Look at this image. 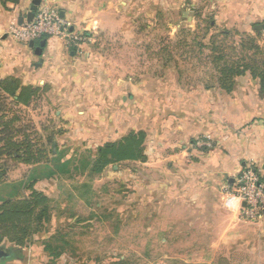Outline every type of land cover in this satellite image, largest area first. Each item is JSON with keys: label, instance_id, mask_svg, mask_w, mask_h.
<instances>
[{"label": "rangeland", "instance_id": "374dc122", "mask_svg": "<svg viewBox=\"0 0 264 264\" xmlns=\"http://www.w3.org/2000/svg\"><path fill=\"white\" fill-rule=\"evenodd\" d=\"M211 1L124 0L123 13L128 17L122 31H72L70 38L61 39L78 64L77 77L82 75L85 84L81 89L69 85L55 90L48 83L36 85L44 90L31 105L14 107L21 116L18 125L32 133L33 141L42 138L50 161L28 165L0 159V174L2 169L6 172L0 184V203L26 197L28 186L35 182L49 197L50 211L42 231L18 247L20 258L9 264H210L194 256L207 251L206 243L212 240L206 228L182 232L164 228L163 198L165 191L172 190L164 160L167 150H160L158 161H148L151 151L146 141V156L141 160L113 163L100 174L93 171V165L102 145L131 131H160L166 114L189 116L191 93L225 91L217 85L208 63L191 54H177L189 50L183 42L180 49H171L176 60L155 58L154 51L177 41L192 46L197 22L205 16L216 25L213 31L228 29L236 39L240 35L235 32L245 33L257 37L264 47L258 25L250 33L223 25L218 12L209 10ZM244 75L251 78L249 73ZM96 80L99 86H94ZM259 93L264 95L260 89ZM11 101L9 106H13ZM204 107L197 111L205 113ZM219 109L215 104L207 112ZM192 139L211 142L202 147L191 144L195 149L189 150L187 159L200 162L215 142L210 136ZM190 167L177 171L178 175L194 174L195 165ZM226 182L227 177L215 185ZM186 184L187 191L196 189L195 184ZM1 255L6 259V254Z\"/></svg>", "mask_w": 264, "mask_h": 264}, {"label": "crops", "instance_id": "0c3cea01", "mask_svg": "<svg viewBox=\"0 0 264 264\" xmlns=\"http://www.w3.org/2000/svg\"><path fill=\"white\" fill-rule=\"evenodd\" d=\"M36 1L37 9L44 5L57 9L69 22L71 32L91 33L122 31L128 17L123 13L124 0H0V78L12 77L25 86L48 83L53 90L69 85L81 89L85 81L82 75L77 77L78 64L60 38H46L42 54L37 55L34 48L13 37L11 29L28 20ZM209 10L218 12L223 25L241 32L250 33L263 25L264 0H212ZM246 76L236 78L231 93L216 89L191 93L189 116L166 114L163 128L148 131L146 139L151 151L148 161H158L160 150H167L164 160L168 161L167 182L172 190L165 191L163 198L164 228L180 232L206 228L212 240L206 243L207 251L194 256L204 257L201 259L210 264H264V215L254 222L244 219L242 203L225 192L245 165L252 163L264 171V95L259 93L258 83ZM97 82L94 86H99ZM66 98L63 95L62 99ZM215 104L220 109L208 113ZM197 107H204L205 113ZM199 135L210 136L215 146L204 160L192 163L187 155L195 149L192 138ZM193 165L194 174L178 175L177 171L192 170ZM226 177L228 182L217 185ZM186 183L195 184L196 189L188 192ZM155 206L153 216L158 212Z\"/></svg>", "mask_w": 264, "mask_h": 264}, {"label": "trees", "instance_id": "16d2710c", "mask_svg": "<svg viewBox=\"0 0 264 264\" xmlns=\"http://www.w3.org/2000/svg\"><path fill=\"white\" fill-rule=\"evenodd\" d=\"M215 28L217 29L212 18L205 16L197 22L192 46L186 41H177L172 47H161L152 55L166 61L176 60L173 59L171 49H180L183 42L182 45L189 47V50L182 54L178 51L177 54H191L208 63L221 89L231 92L236 78L249 73L264 94V47L259 44L258 38L235 32L240 35L236 39L230 30L213 31ZM42 90L43 87L22 85L18 79L12 77L0 78V159L9 158L28 165L50 161L47 145L38 137L37 132L35 135L38 138L35 142L32 133L18 125L21 116L14 108L20 105L30 106ZM9 99L13 106H9ZM51 136L47 137L48 143L52 142ZM146 139L145 131H131L118 141L102 145L98 150L93 171L100 174L113 163L143 159L146 156ZM5 173V169H2L0 184ZM28 190L30 193L26 197L0 203V250L7 255L3 261L20 258V250L17 248L30 243L42 231L49 218V197L35 187V182L28 186ZM9 244L11 247L6 249ZM49 247L48 245L47 248Z\"/></svg>", "mask_w": 264, "mask_h": 264}, {"label": "built area", "instance_id": "2783aa9c", "mask_svg": "<svg viewBox=\"0 0 264 264\" xmlns=\"http://www.w3.org/2000/svg\"><path fill=\"white\" fill-rule=\"evenodd\" d=\"M13 37L28 45L31 41H41L47 37L70 38V25L57 9L47 5L39 7L32 20H26L11 29ZM264 43V23L262 25ZM205 142V141H204ZM210 142V141H209ZM211 143V142H210ZM210 143L195 141V147L210 146ZM207 144V145H206ZM225 192L237 198L241 203L244 219L257 221L264 215V171L252 163L245 165L232 186H226Z\"/></svg>", "mask_w": 264, "mask_h": 264}, {"label": "water", "instance_id": "95a60500", "mask_svg": "<svg viewBox=\"0 0 264 264\" xmlns=\"http://www.w3.org/2000/svg\"><path fill=\"white\" fill-rule=\"evenodd\" d=\"M38 3H39V1H36L35 4L33 5L32 11H31V13L29 15V18H28L29 21L33 19L34 14H35L34 12L37 10V4ZM260 28H262V27H260ZM46 43H47V40L46 39H42L40 41L39 45H36L35 41H31L29 43V45H30L31 48L35 49V52H36L37 55H41L42 51H43V48L46 46ZM3 254H5V253L3 252Z\"/></svg>", "mask_w": 264, "mask_h": 264}, {"label": "flooded vegetation", "instance_id": "af4514ba", "mask_svg": "<svg viewBox=\"0 0 264 264\" xmlns=\"http://www.w3.org/2000/svg\"><path fill=\"white\" fill-rule=\"evenodd\" d=\"M1 252H3V251L0 250V264H4L6 261H3L4 259L1 255Z\"/></svg>", "mask_w": 264, "mask_h": 264}]
</instances>
